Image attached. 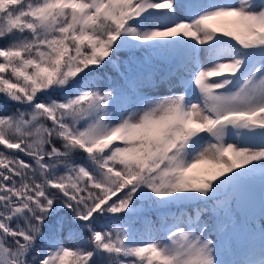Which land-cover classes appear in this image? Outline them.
<instances>
[{"label":"snow or ice","instance_id":"6c2138e0","mask_svg":"<svg viewBox=\"0 0 264 264\" xmlns=\"http://www.w3.org/2000/svg\"><path fill=\"white\" fill-rule=\"evenodd\" d=\"M0 264H264V0H0Z\"/></svg>","mask_w":264,"mask_h":264},{"label":"rangeland","instance_id":"374dc122","mask_svg":"<svg viewBox=\"0 0 264 264\" xmlns=\"http://www.w3.org/2000/svg\"><path fill=\"white\" fill-rule=\"evenodd\" d=\"M177 91H179L180 89H176Z\"/></svg>","mask_w":264,"mask_h":264},{"label":"trees","instance_id":"16d2710c","mask_svg":"<svg viewBox=\"0 0 264 264\" xmlns=\"http://www.w3.org/2000/svg\"><path fill=\"white\" fill-rule=\"evenodd\" d=\"M65 243H68L67 241H65Z\"/></svg>","mask_w":264,"mask_h":264}]
</instances>
